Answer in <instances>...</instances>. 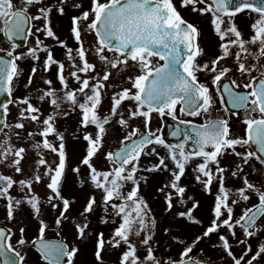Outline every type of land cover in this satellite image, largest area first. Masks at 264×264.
<instances>
[{
  "label": "snow or ice",
  "instance_id": "1",
  "mask_svg": "<svg viewBox=\"0 0 264 264\" xmlns=\"http://www.w3.org/2000/svg\"><path fill=\"white\" fill-rule=\"evenodd\" d=\"M181 9L206 18L214 50ZM53 13L68 17L75 48L59 41ZM0 25V264H27L30 252L34 264H79L82 249L85 264H264V0H0ZM48 38L66 47L67 75ZM39 53L55 83L41 77L33 92L34 64L15 96L18 62ZM154 116L175 121L177 142ZM153 173L166 174L160 219L141 191ZM192 184L211 198L206 216Z\"/></svg>",
  "mask_w": 264,
  "mask_h": 264
},
{
  "label": "rangeland",
  "instance_id": "2",
  "mask_svg": "<svg viewBox=\"0 0 264 264\" xmlns=\"http://www.w3.org/2000/svg\"><path fill=\"white\" fill-rule=\"evenodd\" d=\"M86 3H88V0H84V4H86ZM87 9V8H86ZM33 11H34V9H33ZM181 12H182V15L186 18V19H188L189 21H194V22H196V23H198L199 25H208V23H207V20H206V18H202V17H198V16H195V15H192V14H190L189 12H187V11H184L183 9H181ZM69 19H68V17L67 16H65V17H59L58 15H56L55 13H54V15H52V26H53V28H54V30H55V33H56V35L59 37V40H61V41H67L66 42V47H70V48H75L76 47V44H75V42H74V39L71 37V35H70V31H69ZM236 23L238 24V25H240L241 26V28L242 29H244L245 31H247V24L249 23V21L247 20V17L246 16H243V15H241V16H238L237 17V19H236ZM41 38L42 39H44V37L43 36H41ZM93 39H94V37L93 36H91V35H88V36H85L84 37V41H85V46L87 47L88 45H90L92 42H93ZM33 41H34V38L32 39V41H31V43H30V45H28V47H31L32 45H33ZM44 43H45V45L46 46H48L49 47V49L51 50L52 48H56V49H58V52H56L53 56H54V58H55V56H59V59H57L58 61H60V62H63L64 64H65V68H66V75H67V68H68V60H67V55H66V47H61L60 46V43H59V41H56V40H52L51 38H48V39H45L44 40ZM27 49V48H26ZM26 49L24 50V51H19V52H17V54H19V53H22V52H25L26 51ZM62 50V51H61ZM62 53H61V52ZM39 55H40V61H37V62H33L32 60H31V62H32V64H31V66H27V67H29V68H27V67H25L24 68V70L26 71L25 73H26V75H25V77H27L28 78V76H29V74H30V70H31V68L33 67V65L35 64V66L37 67V73H36V75L33 77V85H34V87H33V92L35 91V87L36 86H42L41 85V77H46V78H49V79H53V81H54V83H55V73H56V66L55 65H53L52 67H51V69H50V71L49 72H47V73H45L44 71H43V65H42V62H43V60L46 58V54L45 53H39ZM73 55H75V53H73ZM89 59H95L94 57H89ZM30 61V60H29ZM230 64V63H229ZM23 78V80H24V72L22 73V75H21V78L19 79V82H21V79ZM70 83H72L71 82V80L69 81ZM22 93H20V94H18V95H21ZM24 94H26V92H24ZM105 104H107V102H105ZM10 116L8 117V119L11 121V120H13V118L16 116V114H17V110H16V108L14 107V106H12L11 108H10ZM138 123V122H137ZM71 124H73V120L72 119H69L68 121H67V124H65V122L63 121V120H61L60 121V126L61 127H65V126H68V125H71ZM152 128L153 129H156L157 127H159L160 129H161V127H162V121L161 120H159L158 118H156L155 116L153 117V120H152ZM162 131V130H161ZM70 141H72V139L71 138H69L68 139V143L70 142ZM116 146V144H115V142H113V147H115ZM142 163H144L143 161H142ZM186 178L185 179H191V176H192V172H191V168H189L188 169V171L186 172ZM71 180H72V175L70 174L69 175V181L71 182ZM231 184H232V182H231V180L229 179V181H228V186H231ZM72 189H74V191H76V192H80L79 191V188H78V186H73L72 187ZM37 191H40V189H37ZM202 197L204 198V199H206V197L207 196H205V195H202ZM209 200L211 199L210 197H207ZM208 201V200H207ZM209 203H210V201H208ZM0 203H2V202H0ZM209 203H208V205H209ZM208 205H206V207L205 208H203V211H202V214H200V213H198L197 212V214H199V216H201V215H205L206 216V210H207V208H208ZM196 214V215H197ZM198 216V215H197ZM158 219H160L161 217H157ZM3 219H4V212H3V210H2V208H0V224H2L3 223ZM27 222V221H26ZM29 227H32L33 228V226L30 224L29 225ZM161 227H163V224L161 223ZM67 230V229H66ZM189 231H198V229H195V228H193V229H185V233L187 234ZM51 233H53V231H49L48 233H47V237L49 236V234H51ZM62 234H68V235H70V233L68 232V230H67V233L66 232H64V233H62ZM51 236V235H50ZM49 238V237H48ZM56 237H54L53 239H55ZM158 239H160V240H164V237L163 236H160L159 234H158V237H157ZM253 243L255 244L256 242L255 241H253ZM173 251H172V253L171 254H175L176 253V249L175 248H173L172 249ZM234 251H236V252H239L240 251V249L237 247V248H234ZM160 252L161 253H163L164 252V248L163 247H161L160 248ZM30 255V254H29ZM34 260H33V258H32V256H28V260H27V264H34ZM84 263V261L82 260V259H79V264H83Z\"/></svg>",
  "mask_w": 264,
  "mask_h": 264
},
{
  "label": "trees",
  "instance_id": "3",
  "mask_svg": "<svg viewBox=\"0 0 264 264\" xmlns=\"http://www.w3.org/2000/svg\"><path fill=\"white\" fill-rule=\"evenodd\" d=\"M80 145L77 144L75 141H70L69 143H67V152H68V156H69V160L70 161H75L79 154H80ZM144 163H147V161H143ZM70 175V174H69ZM147 176L148 178V182H147V185H142L141 187V191H142V194L145 196V198L149 201L151 207L153 208L155 214L157 217H161L162 216V204L155 199V191H156V188L158 187L160 181H162L166 174H159V173H153V174H144ZM187 177V176H186ZM190 179H185V183H188ZM73 192L77 193L79 199L82 201L83 200V193L82 192H76L74 191V189H72ZM190 194L194 195L198 200H200L201 202V206L203 208L206 207V205H208V201H210L207 197L206 199H204L202 197V195H204L200 189H199V186L198 185H195V184H192L190 189ZM208 200V201H207ZM79 205H77L78 207ZM201 207V211L198 212L200 214H202V211H203V208ZM197 214V213H196ZM199 216V214H197ZM163 224V223H162ZM164 226V225H163ZM65 232L67 233V230H65ZM33 233V228L32 227H29V232L28 234L29 235H32ZM51 235V236H50ZM64 236H66V238L69 240V241H72L73 240V237L72 235H66V234H62ZM49 238H54L56 237L55 236V232L49 234L48 236ZM213 239H215V237H213ZM201 247H204V245H201ZM173 251V250H172ZM29 257L32 256L33 260L35 261L36 260V254L34 252H30L29 253ZM79 259H82L84 261L83 264H85V261L87 260H90V256H87L84 254L83 252V249H82V253L81 255L79 256Z\"/></svg>",
  "mask_w": 264,
  "mask_h": 264
},
{
  "label": "flooded vegetation",
  "instance_id": "4",
  "mask_svg": "<svg viewBox=\"0 0 264 264\" xmlns=\"http://www.w3.org/2000/svg\"><path fill=\"white\" fill-rule=\"evenodd\" d=\"M84 7L85 9L88 7V3L84 4ZM54 15V13H53ZM70 24V23H69ZM2 26V25H0ZM202 31L204 32V36L201 38V43L205 45V47H210L212 48L213 50L215 49V46H216V43H217V38L212 34L211 30H210V27L209 25H200ZM55 31V30H54ZM32 37H29L28 40H27V45H25V47L23 49H20L19 47L16 49V53L19 52V51H24L28 45H30L31 41H32ZM61 41V40H59ZM67 41H65L66 43ZM9 48V45H8V42L6 41L5 37L3 36L2 33H0V50L4 51V52H7ZM62 51V50H61ZM60 51V52H61ZM51 52L52 54L54 55L56 52H58V49L56 48H52L51 49ZM62 53V52H61ZM56 59H59V56H55ZM30 59H24L22 61H19V66L20 68L22 69V73L24 72V80L23 78L21 79V82H19V79L21 78V76L19 77V79L16 81V91L14 93L15 96H21V95H24V92H25V89H24V84L25 82L27 81V77H25L26 75V71L24 70L25 67L27 66H31L32 62L31 60L29 61ZM227 63H231V61H227ZM29 68V67H27ZM22 93L21 95H18ZM12 106H10L11 108ZM165 119H170V118H165ZM164 119V120H165ZM164 120L162 121V127H161V133L163 135V131L165 130V127H164ZM171 120V119H170ZM175 122V121H174Z\"/></svg>",
  "mask_w": 264,
  "mask_h": 264
},
{
  "label": "water",
  "instance_id": "5",
  "mask_svg": "<svg viewBox=\"0 0 264 264\" xmlns=\"http://www.w3.org/2000/svg\"><path fill=\"white\" fill-rule=\"evenodd\" d=\"M26 42H27V40H16L15 41V43L18 44L20 48H24L26 45ZM0 56H4L5 58H7L6 52H4V51H0ZM6 99H7V97L5 94H0V104L6 102ZM164 124L166 126V130L164 131L165 132L164 137L166 138V140L168 142H171V143L177 142L175 138H173L169 135L170 130L174 129V127H175V122H173L169 119H166L164 121ZM189 147H191V145H189Z\"/></svg>",
  "mask_w": 264,
  "mask_h": 264
}]
</instances>
